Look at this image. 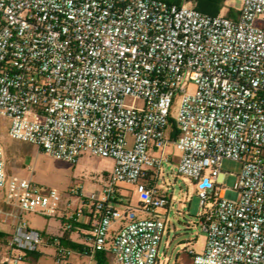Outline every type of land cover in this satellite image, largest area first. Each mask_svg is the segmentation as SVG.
I'll use <instances>...</instances> for the list:
<instances>
[{
	"label": "built area",
	"instance_id": "1",
	"mask_svg": "<svg viewBox=\"0 0 264 264\" xmlns=\"http://www.w3.org/2000/svg\"><path fill=\"white\" fill-rule=\"evenodd\" d=\"M0 118L8 137L57 159L113 160L99 189H72L81 204L61 210L58 190L8 173L0 142L2 220L15 217L0 264L42 244L65 260L61 236L83 214L85 254L159 264L170 144L199 197L205 242L196 252L189 241L190 264H264V0H241L235 17L167 0H0ZM223 159L241 163L232 187ZM121 184L136 207H117ZM22 211L59 214L61 234L44 237Z\"/></svg>",
	"mask_w": 264,
	"mask_h": 264
},
{
	"label": "rangeland",
	"instance_id": "2",
	"mask_svg": "<svg viewBox=\"0 0 264 264\" xmlns=\"http://www.w3.org/2000/svg\"><path fill=\"white\" fill-rule=\"evenodd\" d=\"M182 3L192 2L182 0ZM241 0H226L225 7L219 13L227 14L230 9L238 10ZM172 117L176 116V108L171 111ZM4 118H0V142L4 148L7 171L9 174H16L21 177L31 178L44 188H55L58 190L61 200L66 198L71 190L89 193L99 189L110 172L113 160L108 157H97L90 154H83L75 163L57 159L41 150L31 143L12 139L6 134L2 125ZM167 152L176 156L177 151L170 144ZM176 163L173 161L164 162L161 173L157 180V187L169 203L160 209V216L166 221L167 234L164 235L159 249V264H190L191 257L186 251L189 241L191 248L201 252L204 247L205 234L199 226V197L193 182L179 174H176ZM241 163L232 159H223L221 170L224 173L223 185L232 187L236 180V174L240 171ZM126 190L124 204L117 207L124 209L127 205L136 207L140 195L133 185L121 184ZM125 192V191H123ZM10 210L2 199L0 190V233L11 234L15 217L6 216ZM22 222L44 233H54L59 221L54 217H47L37 212H20ZM45 237V236H44ZM5 239L0 235V258L5 252ZM39 254L36 258L29 259L22 264H75L71 261L73 253L70 252L65 260L57 261L55 250L50 246L42 244L38 248ZM69 258V259H68ZM108 264H118L112 257L108 258Z\"/></svg>",
	"mask_w": 264,
	"mask_h": 264
},
{
	"label": "crops",
	"instance_id": "3",
	"mask_svg": "<svg viewBox=\"0 0 264 264\" xmlns=\"http://www.w3.org/2000/svg\"><path fill=\"white\" fill-rule=\"evenodd\" d=\"M171 161L176 162V156L173 155V158ZM120 187L121 188H119L118 190H119L120 194H122L125 197L127 190L122 185ZM123 191H125V192H123ZM68 201L70 202V204H71L70 206L72 208H76L77 206H79L81 204V200L79 198H77L75 196H71L68 194L66 196V198L61 200V210H63L66 207V202H68ZM54 218H56L59 221V226H58L57 230L54 233H49V234L44 233L43 236L60 235L61 234L62 218L60 217L59 214L57 216H55ZM88 221H89V219H88V216L86 214L79 216L78 219L74 222L73 229L71 231L64 233L61 236V243L65 247H67L71 250V252L73 253V256L71 257V261L72 262L74 261V263L76 262L75 264H108V258L112 257V255L110 253L104 252V251H96L92 255H88L82 251V236L89 227ZM6 236H7V234L3 235L4 239H6ZM45 246H50L55 250L54 246H51L48 244H45ZM38 254H39L38 250L35 252L28 253L17 264H22L24 262H27L29 259L36 258L38 256Z\"/></svg>",
	"mask_w": 264,
	"mask_h": 264
},
{
	"label": "trees",
	"instance_id": "4",
	"mask_svg": "<svg viewBox=\"0 0 264 264\" xmlns=\"http://www.w3.org/2000/svg\"><path fill=\"white\" fill-rule=\"evenodd\" d=\"M169 2L181 4L182 0H167ZM192 2V5L196 7L198 10H200L203 13L209 14V15H216L220 12V10L225 7L226 0H188ZM238 10L230 9L226 15L229 17H235ZM1 236H3V233H0Z\"/></svg>",
	"mask_w": 264,
	"mask_h": 264
}]
</instances>
